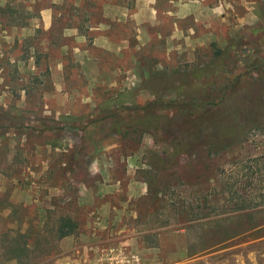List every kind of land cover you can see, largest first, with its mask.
<instances>
[{"label":"rangeland","instance_id":"obj_1","mask_svg":"<svg viewBox=\"0 0 264 264\" xmlns=\"http://www.w3.org/2000/svg\"><path fill=\"white\" fill-rule=\"evenodd\" d=\"M222 2L194 41L190 22L169 37L167 0H0V264H264V43L246 35L264 0ZM217 51L218 137L171 165L172 132L110 128L178 114L177 83L159 84Z\"/></svg>","mask_w":264,"mask_h":264},{"label":"trees","instance_id":"obj_2","mask_svg":"<svg viewBox=\"0 0 264 264\" xmlns=\"http://www.w3.org/2000/svg\"><path fill=\"white\" fill-rule=\"evenodd\" d=\"M246 33L248 37L255 40L260 37L257 44L261 45L264 43V34L260 26L247 29ZM223 62L224 57L222 52L217 51L215 53V60L207 65L192 71L182 72V74H179L178 70H174L168 79V84H164V82L159 84L160 87L174 88L173 83H177L184 100V106L179 107L178 114L171 116L160 115L155 111V104H151L149 107H144L141 110V116L136 113L135 116L131 115L127 118L119 119L118 124L112 125L110 128L116 134H120L121 128L119 123L125 122V126L128 129L132 128L142 133H152V135L156 133L162 143H166V139L161 137V133L172 132L170 142L168 143L171 150L169 160H171V165L176 164L179 158L191 155L192 151L201 142L211 140L217 136L215 133V130L218 128L215 119L217 112L215 111L221 108V102L210 100L208 93L214 87L216 77L225 70ZM182 107L188 109H182ZM242 111L241 108H237L234 114L236 113V117L239 118ZM238 118L232 117L230 122L238 125L240 121ZM235 125L221 129L224 136L230 135ZM76 229L77 225L72 220L65 218L61 220L57 229V238L62 239L70 236Z\"/></svg>","mask_w":264,"mask_h":264},{"label":"crops","instance_id":"obj_3","mask_svg":"<svg viewBox=\"0 0 264 264\" xmlns=\"http://www.w3.org/2000/svg\"><path fill=\"white\" fill-rule=\"evenodd\" d=\"M169 5H172L174 9H167V16L171 19L172 32L169 37H176L183 35L184 30H189V32L193 35V27H191L188 23L195 25H201V31L197 32V37H194V41H198L203 35L206 34H215L218 31L217 24V16L219 19H222V11L224 3L222 0H167ZM252 11L246 13V19H253L254 12L253 6L251 7ZM152 10V9H151ZM141 12H143L142 8L140 11H136V18H141ZM153 14L149 20H144L143 25H158V20L152 21V19L156 18L155 10H152ZM219 13V14H218ZM200 16V17H199ZM158 35V33H157ZM160 36V34L158 35Z\"/></svg>","mask_w":264,"mask_h":264}]
</instances>
